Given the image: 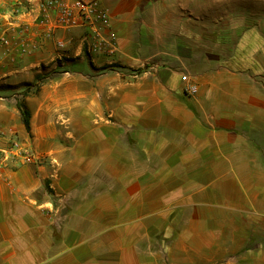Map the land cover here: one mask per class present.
Segmentation results:
<instances>
[{"label":"crops","instance_id":"crops-1","mask_svg":"<svg viewBox=\"0 0 264 264\" xmlns=\"http://www.w3.org/2000/svg\"><path fill=\"white\" fill-rule=\"evenodd\" d=\"M23 1L0 0V39L18 44L21 19L40 45L21 60L0 45V81L51 76L0 95V131L46 162L0 173V264H264V35L248 10L99 0L111 55L82 28L45 39L37 0L14 15Z\"/></svg>","mask_w":264,"mask_h":264},{"label":"built area","instance_id":"built-area-1","mask_svg":"<svg viewBox=\"0 0 264 264\" xmlns=\"http://www.w3.org/2000/svg\"><path fill=\"white\" fill-rule=\"evenodd\" d=\"M39 15L34 21L40 28L45 39L53 38L57 30L85 29L84 47L89 54L113 55L116 51V36L111 32V17L108 10L102 8L99 0H37ZM32 0H25L17 4L15 16L30 17L35 15L31 7ZM23 34L21 41L14 45L6 36L0 39V45L7 50L18 49V60L24 59L34 53L40 42L33 40L23 25L21 19L16 20ZM16 24V25H17ZM90 30V31H88ZM20 34V35H21ZM61 49L65 47L60 43ZM16 62L17 57L12 56ZM188 81V77H183ZM188 94H196L197 87L189 84L186 88ZM46 159L38 156L33 150L25 146L15 137L9 138L4 131H0V173L4 170H15L23 165L42 166Z\"/></svg>","mask_w":264,"mask_h":264},{"label":"rangeland","instance_id":"rangeland-1","mask_svg":"<svg viewBox=\"0 0 264 264\" xmlns=\"http://www.w3.org/2000/svg\"><path fill=\"white\" fill-rule=\"evenodd\" d=\"M232 2L233 4H229V5L232 7V10L235 14L238 15L241 14L243 9L244 12L245 9L248 10L250 19L248 23L246 22L243 23L244 26L245 24H248L251 31H257L261 35H264V0H232ZM231 7H228V4L226 3L224 7L217 8V11L220 14L223 12V10L230 9ZM13 8H10L9 11H12ZM255 57L256 56H254L253 58ZM258 58H260V62H262V57L259 56ZM80 61L81 60L78 58L77 62L79 63ZM36 76H40V79L38 81L35 78L33 82H23L18 85H11L3 81H0V95L8 96V95L20 94L26 96L29 92H33V91L36 92L39 90V87L49 79L51 74L50 72L44 71L43 69L41 73H37ZM29 83L30 84L33 83V86L25 85ZM7 86H11L10 87L11 89H6Z\"/></svg>","mask_w":264,"mask_h":264},{"label":"trees","instance_id":"trees-1","mask_svg":"<svg viewBox=\"0 0 264 264\" xmlns=\"http://www.w3.org/2000/svg\"><path fill=\"white\" fill-rule=\"evenodd\" d=\"M39 79H40V76H36V80L38 81ZM25 85L26 86L27 85L33 86V83H31V84L29 83V84H25ZM10 87L11 86H7L6 89H11ZM22 115H23V121H24L26 127L29 128V116H30V113L25 107L22 108Z\"/></svg>","mask_w":264,"mask_h":264}]
</instances>
